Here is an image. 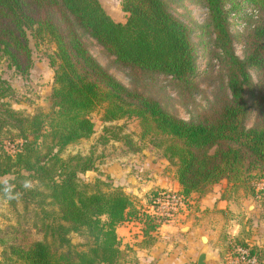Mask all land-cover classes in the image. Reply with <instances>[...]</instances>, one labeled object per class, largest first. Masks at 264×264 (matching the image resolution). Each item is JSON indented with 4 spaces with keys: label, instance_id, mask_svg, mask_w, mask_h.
<instances>
[{
    "label": "trees",
    "instance_id": "16d2710c",
    "mask_svg": "<svg viewBox=\"0 0 264 264\" xmlns=\"http://www.w3.org/2000/svg\"><path fill=\"white\" fill-rule=\"evenodd\" d=\"M200 1L213 35L208 51L221 69L222 84L205 112L195 120H184L108 73L80 34L95 40L133 78L163 75L188 88L197 73L196 47L188 26L164 0H121L125 22L114 21L98 0H0V60H6L8 67L24 74L32 66L29 34L46 36L55 44L48 112L24 116L12 109L4 100L12 89L0 77V177L14 174V182L36 181L38 187L27 190L24 198L39 197L37 205L46 218L52 212L56 216L41 220L42 236L33 234L28 240L30 233H24L22 243L8 244L3 263L126 264L116 227L133 213L131 196L120 188L87 191L78 174L92 169L91 157L59 156L65 146L94 132L89 114L100 106L104 121L139 119L141 139L148 137L162 157L176 166L180 184L176 194L184 198L193 193L202 196L221 180L239 183L264 174V0H247L257 14L245 35L243 58L233 51L227 0ZM250 70L258 74L256 92ZM246 91L254 99L251 127L245 124L251 108ZM4 142L15 145L13 152L6 150ZM163 192L168 193L152 190L149 204L156 207L154 201ZM82 231L88 241L80 247L72 245L69 234ZM236 240L246 255L232 264H253L249 259L254 256L262 262L259 247L244 238Z\"/></svg>",
    "mask_w": 264,
    "mask_h": 264
},
{
    "label": "rangeland",
    "instance_id": "374dc122",
    "mask_svg": "<svg viewBox=\"0 0 264 264\" xmlns=\"http://www.w3.org/2000/svg\"><path fill=\"white\" fill-rule=\"evenodd\" d=\"M98 1L114 21L125 22L127 14L121 9V0ZM164 1L169 10L188 26L191 39L196 47L197 73L193 77L194 84L188 88L163 75L141 74L138 78H133L130 70L118 65L114 57L109 55L95 40L80 33L81 39L95 60L123 85L155 98L164 109L179 118L195 120L213 104L222 84L221 69L208 51L213 35L209 32L207 9L200 0ZM226 8L229 10L228 28L232 37L233 51L239 58H243L245 35L249 25L254 23L257 13H255L254 6L247 0H227ZM28 38L32 52V66L26 73L21 74L13 67H8L6 60H0V77L6 80L12 89L11 95L4 100L10 104L12 109L24 116H31L39 112L45 113L51 109L50 95L55 68L51 64V60H54L55 57V44L46 36L33 37L32 34H29ZM250 75L256 92L258 74L256 71L250 70ZM245 98L251 107L245 124L247 127H251L256 115L254 99L250 91H246ZM103 112V106L93 110L89 117L94 123V132L88 138L65 146L59 152V156L63 159L74 156L91 157L92 169L78 174L79 181L88 185L86 189L89 192L96 190L108 192L114 188H120L126 192L124 187L127 188L128 194L133 200L134 210L126 220L117 225V227L121 225L125 228L124 234L117 236L119 248L124 253L123 259L126 264L134 263L138 257L133 246L143 243L144 247H150L159 241L161 234L158 233V230L162 225L179 224L186 221L190 216L187 212L194 209L195 200L189 196L176 204L170 202L163 209L158 207L153 209V206L149 204V196L152 190L157 189H152V186L142 189L143 187L138 186L143 185V182L150 183L155 180L152 178L151 164H153V168L158 166L162 169L164 175L175 179L176 166L171 165L168 160L162 157L161 150L153 147L148 137L141 139L138 118L131 116L104 121ZM4 143L6 150L13 152L15 145ZM45 150L44 146L42 151L45 152ZM22 174L27 175L25 172ZM15 176L8 174L0 177L7 179L15 186L19 185L20 187H15V189L21 193V196L16 200L0 199V239L5 240L4 244L0 243V264H5L2 262L3 250L8 244L11 242L22 243L24 233H30L27 236L28 240L33 239L35 236L33 234L42 236V229L39 230L41 220L50 221L56 217L52 212L46 218L44 212L37 205L39 197L24 198L26 190L22 188L21 182L25 179H32H17L14 182L12 180ZM32 181L34 182L32 188L38 187V183ZM218 183H216L217 187L223 191L224 197L238 205L242 200V205L231 207L232 209H229L228 206L222 209V230L214 243L209 239L206 242L201 241V251H206L207 259L211 261V264L236 263L241 259V250H243L241 249L243 246L236 238H240V240L244 238L249 244L262 249V254L259 257L262 256L263 261L264 174L260 178L239 183L227 180H221ZM131 187L141 191L136 193L131 190ZM162 189L167 192L178 191L171 188ZM45 209L52 210L50 206H45ZM166 212L170 215L163 214ZM152 224L156 225L155 229L150 228ZM202 234L208 237V233L203 232ZM69 238L71 244L77 247L88 241L83 231L71 232ZM46 240L52 242L51 236L47 235ZM250 260L255 261V264L258 263L257 256Z\"/></svg>",
    "mask_w": 264,
    "mask_h": 264
},
{
    "label": "crops",
    "instance_id": "0c3cea01",
    "mask_svg": "<svg viewBox=\"0 0 264 264\" xmlns=\"http://www.w3.org/2000/svg\"><path fill=\"white\" fill-rule=\"evenodd\" d=\"M150 167L152 168V178L155 180H152L150 183L143 182V185L138 187H143L142 189H147L149 186H152V189H180V185L174 177L164 175L162 169L158 166L153 168V164H151ZM218 184H215L209 192L202 196L196 193L191 194L190 197L195 200V205L192 211L187 212L190 215L189 218L179 224L162 225L160 230H158V233L161 234L159 241L150 247H144L142 245L143 243L135 244L133 249L136 250L138 260H135L134 263L127 264H185L187 262H195L201 251L200 235L203 232L208 233L209 241L214 243L223 226L221 221L222 209L227 206L230 207L229 209H232L231 207L242 205V200L241 204L238 205V203L232 202L227 197H224L223 191H220L217 187ZM118 185L121 186L122 184ZM124 189L129 193L127 188L124 187ZM131 190L136 193L141 191L138 188L132 187ZM185 225L188 228L186 231H182L181 228ZM124 229V227L119 225L116 228L117 235H123ZM262 263H264V260Z\"/></svg>",
    "mask_w": 264,
    "mask_h": 264
},
{
    "label": "clouds",
    "instance_id": "9594fccd",
    "mask_svg": "<svg viewBox=\"0 0 264 264\" xmlns=\"http://www.w3.org/2000/svg\"><path fill=\"white\" fill-rule=\"evenodd\" d=\"M34 182L30 179H25L21 182L24 190H31ZM21 196V193L16 191L15 185L10 183L7 179L0 178V199L6 201L16 200Z\"/></svg>",
    "mask_w": 264,
    "mask_h": 264
},
{
    "label": "built area",
    "instance_id": "2783aa9c",
    "mask_svg": "<svg viewBox=\"0 0 264 264\" xmlns=\"http://www.w3.org/2000/svg\"><path fill=\"white\" fill-rule=\"evenodd\" d=\"M177 192V191H176ZM176 192H163V197H157L154 201V203L156 204V207L163 209L165 206H168V204L171 202V204L173 203H177V202H181L184 198L181 195L176 194ZM154 209V207H152ZM175 208V207H174ZM166 215H170L168 212L163 213ZM245 255H246V251L241 250V255L240 258L241 260L245 259ZM253 264H255V261L253 262L252 260H250Z\"/></svg>",
    "mask_w": 264,
    "mask_h": 264
},
{
    "label": "water",
    "instance_id": "95a60500",
    "mask_svg": "<svg viewBox=\"0 0 264 264\" xmlns=\"http://www.w3.org/2000/svg\"><path fill=\"white\" fill-rule=\"evenodd\" d=\"M187 228H188V226L185 225V226H182L181 230L182 231H186ZM200 239H201L202 242H206L209 238L206 235L201 234L200 235ZM195 263L196 264H211V261H209L207 259V253H206V251L202 250V251L199 252V254H198L197 258H196Z\"/></svg>",
    "mask_w": 264,
    "mask_h": 264
}]
</instances>
